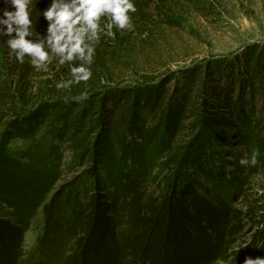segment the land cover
I'll return each instance as SVG.
<instances>
[{"label":"trees","instance_id":"16d2710c","mask_svg":"<svg viewBox=\"0 0 264 264\" xmlns=\"http://www.w3.org/2000/svg\"><path fill=\"white\" fill-rule=\"evenodd\" d=\"M139 1L135 0L137 11L130 13L133 22L142 20ZM50 2L32 0L29 8L34 28L42 32L47 21L40 17V10ZM25 61L21 64L12 57L18 76L14 91L0 77V250L11 258L18 255L17 250L22 253L35 213L18 201L16 183L7 179L16 173L12 166L32 172L37 154L42 153L56 164L58 145L69 144L72 165L80 172L43 206V241L49 243L58 227L59 199L75 204L84 195L85 200L74 205L68 216L63 243H75L71 254L58 264H72L78 257L81 264H91L90 259L93 264H119V256L131 257V264H142L141 259L156 264L174 240L193 239L191 229L207 233L203 224L209 225V232H215L222 242L239 237L246 222L256 220L260 229L241 254L264 258V206L247 202L243 209L230 211L218 192V186L227 182L225 168L242 169L229 160L233 149L248 143L250 132L264 125V43L250 44L205 66L196 65L178 81L169 75L136 86L114 83L106 87L100 86L102 79L88 81L71 97L32 111L13 101L19 97L29 106L36 69L27 57ZM150 130H162L164 136L160 177L149 176L151 155L144 141ZM18 138L30 140L19 152L29 161L27 165L13 159L17 155L10 145ZM4 205L11 206L15 216H4ZM137 227H144L146 236L141 252L134 256L126 249L127 236L133 233L138 240ZM258 242L261 248L256 251ZM157 247L163 252L152 255ZM213 252L196 264H215L218 258ZM27 264L41 262L35 257Z\"/></svg>","mask_w":264,"mask_h":264},{"label":"rangeland","instance_id":"374dc122","mask_svg":"<svg viewBox=\"0 0 264 264\" xmlns=\"http://www.w3.org/2000/svg\"><path fill=\"white\" fill-rule=\"evenodd\" d=\"M139 2L142 14L139 18L142 20L134 22L133 31H125L122 34L119 29L110 25L106 17L101 19L103 29L101 41L96 46L95 62L92 65L93 76L88 81L98 82L102 79L100 86L106 87L113 86L114 83H123L126 86L152 83L167 75L175 77L178 81L187 70L196 65L205 66L212 60L239 53L250 44L264 43V0H192V2L140 0ZM105 32H113L114 35L106 36ZM73 63L78 65L79 61ZM0 77L3 83L6 82V87L10 91L17 88V70L13 66L12 57L8 55V49L1 43ZM62 79H70L69 65H60L56 59H53L47 71L35 70L33 73L28 93L29 106L26 107L21 103L19 97L13 101L20 108H28L32 111L42 104H55L59 100L71 97L74 90L84 87L88 82L58 89L56 84ZM170 88L172 89V86ZM250 134L249 142L233 149L234 154L229 157L230 161L236 162L242 168L241 171L233 172L231 168H225L227 182H223V186H218V192L223 197L227 210L230 211L243 209L247 202L253 203L254 206L259 205L258 207L264 206V125L261 128H254ZM163 139L162 130H150L144 141L151 155L148 168L150 177L163 176L160 169V164L165 159L162 149ZM29 143L30 140L18 138L10 145L13 154L17 155L13 159L20 164H29V161L19 155ZM257 148L260 151L257 165L242 166L241 158L245 156L250 158L253 149ZM58 151L60 155L57 156L56 164L51 162L46 153L40 156L37 154V161L32 171L36 177L31 171L26 172L16 166H12L16 173L7 175L8 180L16 183L14 191L18 201L26 204L29 209L31 207L35 213L25 234L22 253L17 250L18 255L11 258L5 251L0 250V264H27L35 257L41 264H58L60 258H67L71 254L70 248L75 241H69L66 246L63 243L67 240L64 235L70 225L68 216L74 205L77 207L82 200H85L84 195L79 196L75 204L63 198L58 200L59 204L56 207L58 227L52 233V237L50 236L49 243L47 240L43 241L45 225L43 206L49 204L58 192L62 191L63 186L80 172L72 165L73 151L70 150L69 144H59ZM59 166L60 170H57ZM23 175L26 177L24 178ZM10 207L4 205L2 213L12 218L15 213ZM256 222L257 220L250 223L247 221L239 237L222 239V242L215 232L213 234L209 232V225L203 224L207 233L201 228L200 232L191 229L193 239L174 240L168 249L167 246L166 250L164 248L165 255L161 259L162 262L157 261L156 264H190L191 262L196 264V260L203 259L213 249L214 255L218 258L215 264H244L249 256H245V253L242 255L241 250L253 243V238L260 229ZM136 230L139 232L138 240H134L136 236L134 237L135 234L132 233L127 236V241L130 242L126 246L134 256H138L141 252L146 236L144 227H137ZM121 233L120 230L118 235ZM254 248L256 251L260 249V243H256ZM19 250L21 251L20 248ZM159 251L162 253L163 249L155 248L152 255ZM19 253L22 257H19ZM123 257H118L119 264L122 260L124 264L133 262L131 257L126 260ZM158 257L159 255H155V258ZM88 261L93 264L91 259ZM141 262L147 263L143 259ZM72 264H81L80 257L75 258Z\"/></svg>","mask_w":264,"mask_h":264},{"label":"clouds","instance_id":"9594fccd","mask_svg":"<svg viewBox=\"0 0 264 264\" xmlns=\"http://www.w3.org/2000/svg\"><path fill=\"white\" fill-rule=\"evenodd\" d=\"M0 3L4 5L0 7V41L9 56L21 64L27 57L36 70L47 71L53 59L60 65H69L70 79L57 82L58 89L86 83L92 78L96 46L103 31L102 18L106 17L122 34L135 28L130 15L137 11L135 0H51L40 10V17L47 21L43 32L34 28L29 10L32 0H0ZM76 60L78 65L73 63ZM259 156V149H253L251 157L241 158L240 164L256 166ZM244 264H264V258L249 256Z\"/></svg>","mask_w":264,"mask_h":264}]
</instances>
